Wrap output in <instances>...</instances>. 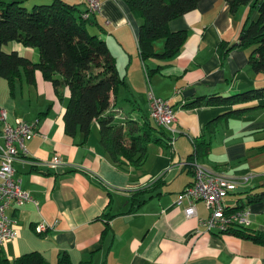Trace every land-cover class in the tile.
Here are the masks:
<instances>
[{"label":"crops","instance_id":"crops-1","mask_svg":"<svg viewBox=\"0 0 264 264\" xmlns=\"http://www.w3.org/2000/svg\"><path fill=\"white\" fill-rule=\"evenodd\" d=\"M19 1L29 8L52 0ZM63 1L86 8L85 0ZM248 14L255 18L257 10L247 3L232 13L226 0H198L168 21L171 31L185 32L170 55L164 54L163 36L153 39V54L142 55V18L126 0H102L101 12L90 14L87 29L105 40L122 79L105 112L115 121L133 120L148 133L146 155L137 165L111 159L99 142L96 118L87 134L66 131V85L56 91L40 70L32 82L20 75L0 77L5 120L33 122L37 129L24 141L27 154L19 153L13 162L14 175L36 202L7 209L18 234L0 245V254L12 260L35 251L47 264H56L62 252L73 264H264V240L207 229L199 223L209 214L202 201L194 202L189 216L184 212L188 199L175 202L193 180L187 161L195 156L236 178L224 204L246 208L248 223L236 227L264 236V198L247 197L264 189V97L206 102L211 95L264 84L262 72L248 62V48L239 45ZM221 46L230 48L221 52ZM2 47L39 59L37 48L16 40ZM148 88L173 105L170 129L149 115ZM194 100L199 103L191 105ZM3 124L0 119V145ZM202 136L208 151L197 155L195 142ZM54 154L63 164H51Z\"/></svg>","mask_w":264,"mask_h":264},{"label":"trees","instance_id":"trees-1","mask_svg":"<svg viewBox=\"0 0 264 264\" xmlns=\"http://www.w3.org/2000/svg\"><path fill=\"white\" fill-rule=\"evenodd\" d=\"M126 1L142 18L138 37L142 55L153 54L151 43L153 39L162 36L165 39L164 54L175 53L185 37V32L171 31L168 21L193 9L198 2ZM226 1L232 13L245 3L257 10L255 18H251L249 14L246 16L240 30L239 45L248 48V62L255 72H262L264 76V0ZM86 9L87 7L81 11L63 0L35 3L30 8L19 0H0V77L20 75L32 82L35 70H40L43 77L52 82L56 91L66 85L70 91L64 112L66 131L72 134L78 128L83 134H87L91 121L96 118L99 123V142L111 159L116 163H124L123 159H127L134 165L140 164L147 152L148 133L133 120L115 121L112 113L105 112L110 105L111 94L116 93L122 79L105 40L87 29V21L91 18L90 15L82 16ZM92 14L96 15L95 12ZM11 40L37 48L39 59L32 61L16 50H4L3 44ZM229 48L230 46L219 47L221 52H227ZM259 97H264V84L231 95H211L206 102L227 100L235 103ZM195 103H199V100H194L191 105ZM201 138L195 142L194 151L197 155L207 152L209 147L207 138ZM247 195L250 199H262L264 189L249 192ZM137 201L140 202L141 199L138 198ZM239 207L241 206H226L230 210L241 209ZM228 230L264 240L259 232H250L239 227H230L226 231ZM0 264L47 263L37 252L31 251L12 260L0 254ZM56 264L73 263L69 255L62 252L58 255Z\"/></svg>","mask_w":264,"mask_h":264},{"label":"built area","instance_id":"built-area-1","mask_svg":"<svg viewBox=\"0 0 264 264\" xmlns=\"http://www.w3.org/2000/svg\"><path fill=\"white\" fill-rule=\"evenodd\" d=\"M87 9L82 13L87 17L91 13H100L102 0H85ZM149 115L157 125L166 129L176 117V111L167 98L157 95L151 88L147 90ZM3 121L1 136L4 143L0 145V245L13 239L18 234L15 219L7 213L11 205H21L26 201L36 202L31 194L21 187L19 179L14 175L13 162L19 153L27 154L25 139L37 132L35 123L17 119L14 124L5 120V112L1 110ZM52 165L63 164L60 156L54 154L50 160ZM193 172V180L179 192L176 203L188 199L184 207L187 216L194 214V202L202 201L209 211L205 218H199V223L207 229L223 232L230 227L248 223V210L241 208L230 210L224 204V197L237 185V180L224 170L207 167L195 156L187 161ZM246 178V177H245ZM43 227L39 224L38 228Z\"/></svg>","mask_w":264,"mask_h":264},{"label":"rangeland","instance_id":"rangeland-1","mask_svg":"<svg viewBox=\"0 0 264 264\" xmlns=\"http://www.w3.org/2000/svg\"><path fill=\"white\" fill-rule=\"evenodd\" d=\"M31 6H32V5H31ZM31 6H29V8H30ZM125 109H127V110H124L125 112H128V110H131L130 108H128L127 105L125 106Z\"/></svg>","mask_w":264,"mask_h":264}]
</instances>
